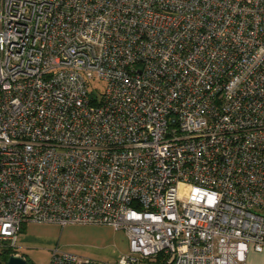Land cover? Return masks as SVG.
Instances as JSON below:
<instances>
[{"label":"built area","instance_id":"obj_1","mask_svg":"<svg viewBox=\"0 0 264 264\" xmlns=\"http://www.w3.org/2000/svg\"><path fill=\"white\" fill-rule=\"evenodd\" d=\"M27 222L123 229L113 264L260 251L264 0H0V253Z\"/></svg>","mask_w":264,"mask_h":264},{"label":"rangeland","instance_id":"obj_2","mask_svg":"<svg viewBox=\"0 0 264 264\" xmlns=\"http://www.w3.org/2000/svg\"><path fill=\"white\" fill-rule=\"evenodd\" d=\"M92 89L98 94L104 89V82L94 80ZM20 243L30 254L33 264H47L49 249L74 252L98 264H113L129 251V240L123 229L109 224L71 223L64 226L45 222H27L21 227ZM23 245V246H24ZM22 252L24 249L14 248ZM0 261H3L0 254Z\"/></svg>","mask_w":264,"mask_h":264},{"label":"crops","instance_id":"obj_3","mask_svg":"<svg viewBox=\"0 0 264 264\" xmlns=\"http://www.w3.org/2000/svg\"><path fill=\"white\" fill-rule=\"evenodd\" d=\"M49 224L59 225V224H56V223H49ZM68 224H71V223H68ZM59 226H61V225H59ZM21 233H22V231H19V233L17 235L16 244H15V247L14 248H16V247L17 248H21V249H24V251H22V252L16 251L15 254L22 255L25 258H27V259L30 260V254H29V252L27 250H25V248H27L29 246L25 247L24 244H21L20 243V237H22V234ZM48 249H49V256H50V252H51L52 248H48ZM62 251H64V250H62ZM243 264H264V246L262 247V249L260 251H257V250H254L252 248H249L248 249V252L246 254L245 261H244Z\"/></svg>","mask_w":264,"mask_h":264},{"label":"water","instance_id":"obj_4","mask_svg":"<svg viewBox=\"0 0 264 264\" xmlns=\"http://www.w3.org/2000/svg\"><path fill=\"white\" fill-rule=\"evenodd\" d=\"M4 264H28V260L19 254H10Z\"/></svg>","mask_w":264,"mask_h":264},{"label":"trees","instance_id":"obj_5","mask_svg":"<svg viewBox=\"0 0 264 264\" xmlns=\"http://www.w3.org/2000/svg\"><path fill=\"white\" fill-rule=\"evenodd\" d=\"M12 252V249H4V250H2L1 251V255H2V258H3V261L5 262L6 261V259H7V257L10 255V254H12L11 253ZM27 259V258H26ZM28 260V264H33L29 259H27Z\"/></svg>","mask_w":264,"mask_h":264}]
</instances>
